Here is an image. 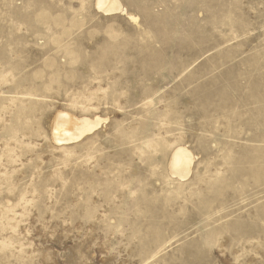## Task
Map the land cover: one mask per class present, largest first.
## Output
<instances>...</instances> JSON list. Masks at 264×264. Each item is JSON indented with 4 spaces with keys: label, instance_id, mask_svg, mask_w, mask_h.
I'll list each match as a JSON object with an SVG mask.
<instances>
[{
    "label": "rangeland",
    "instance_id": "1",
    "mask_svg": "<svg viewBox=\"0 0 264 264\" xmlns=\"http://www.w3.org/2000/svg\"><path fill=\"white\" fill-rule=\"evenodd\" d=\"M118 1L0 0V264H264V0Z\"/></svg>",
    "mask_w": 264,
    "mask_h": 264
},
{
    "label": "bare ground",
    "instance_id": "2",
    "mask_svg": "<svg viewBox=\"0 0 264 264\" xmlns=\"http://www.w3.org/2000/svg\"><path fill=\"white\" fill-rule=\"evenodd\" d=\"M95 5H97L96 7L102 12H104L106 15L120 12L122 10L121 8L122 3H120L118 0H97V3ZM75 118L77 119V117H73V116L71 117L67 114H64V115L62 114L59 116V119L57 122L58 125L56 128L57 132L55 135L57 144L64 145V144L76 141L78 139L80 140L81 137L84 136V134L88 132L91 133L92 131H94V129L97 126H99V124H95L96 120L93 123L92 121H90V119L89 120L88 119L75 120ZM71 131H75V132H71ZM171 158H172V161H171L172 173L174 175H178L181 178L189 177L191 173L190 171H191L192 162H193L191 154L185 148L180 147L173 153Z\"/></svg>",
    "mask_w": 264,
    "mask_h": 264
}]
</instances>
